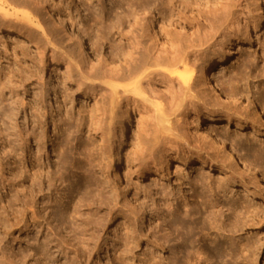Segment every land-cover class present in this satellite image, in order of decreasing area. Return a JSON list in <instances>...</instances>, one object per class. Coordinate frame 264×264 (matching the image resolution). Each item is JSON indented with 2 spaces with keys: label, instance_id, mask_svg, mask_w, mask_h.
Segmentation results:
<instances>
[{
  "label": "rangeland",
  "instance_id": "1",
  "mask_svg": "<svg viewBox=\"0 0 264 264\" xmlns=\"http://www.w3.org/2000/svg\"><path fill=\"white\" fill-rule=\"evenodd\" d=\"M41 1L50 3L52 7L61 9L62 12L74 18L83 30L84 40L91 46L89 45L90 49L79 53L80 51L77 49L78 43L75 39L70 38L67 27L57 26L55 18L51 13L43 9L44 6L34 4L32 0H15L19 4L13 3L11 0H0V27H2L0 29V77L7 76L12 71L14 80L17 83L14 86V92H18L19 98H24L25 102L32 99L37 100L41 105L40 112L43 113L40 114L44 116V113H46V117H43L46 121V144H41L44 147L43 149L51 156L53 155L54 147L57 148L60 144L64 147L67 155V163L63 165L62 172L53 167V164L50 168V170L55 169L57 176L62 177L61 180H57L52 186L54 188H51V194L47 193L46 190L44 191L46 188H43L41 194L34 196V200L37 201L35 208L40 209V212L37 209L39 214L47 211L46 215L42 213L45 215L44 219H42L43 215L40 216L38 214L41 217L40 223L43 226L41 224L38 225L37 222L29 221L31 220L29 219L31 211L26 216V223L21 221V213L18 212L19 204H21L19 202L22 201V197L20 198L21 195L16 191L20 180V177L16 176H20L17 174L25 167H23L24 164L18 158L20 147L7 141L4 143L2 142L3 139L0 140V225L4 226L6 223L21 222L7 233L0 228V239L3 238L1 239L3 240L2 244L0 243V246H2L0 247V249L2 248L0 256L4 254V258L8 262L19 263L17 257H15L16 253L23 248L29 247L30 243L32 245L35 239L42 241L46 237H56L59 241L64 240L70 243V246L65 251L71 252L66 255L67 259H71L77 246L75 245L74 248L72 246L74 244L71 241L73 237L76 235L77 237L81 236L77 232L85 229L84 237L91 238L94 243L96 233L93 226L95 224L102 239H99L98 250L92 253V256L90 255L86 258L88 259V264H118V261L114 262V257H118L115 253L120 254V251L123 264L125 260L128 263L130 262L129 264H150L157 262V259L160 261L159 264H164L171 254L168 252L169 249L163 250L157 244L155 238L159 241L163 238L162 236L169 235L170 243L173 244V247L180 249V241L176 237L177 235L180 237V231L175 225L171 226L167 218L164 222V218L162 219V216L156 210L158 207L162 208V215H164L167 210L166 206L169 202L171 203V200L177 204L186 198L189 203L196 202L200 214L204 216L208 209L204 207L205 204H202L201 196H203V199L208 201V203H224L222 208L223 218L230 216L229 220L234 221L230 214L233 210L236 211L240 221L238 224L242 225L244 222V227L243 230H239L234 235L229 232L216 235L213 230H209L210 236L203 237L200 234L197 236L199 240L207 244L213 239L216 242H227L228 245L229 243H235L234 248H236L238 253L241 248L243 249L242 245L246 244L248 239H252L257 243L256 245L261 244L259 250H255L253 253L243 250V255H237L240 256L237 261H232L225 256H222V258L229 264H245L243 257L248 256V259L253 260L254 264H264V135H251L249 131L236 129L235 126L225 128L223 123L216 125L220 136L234 150L236 156L240 160H248L252 164L251 173L245 170L243 165L236 169L233 174L230 173L237 177L236 183H232L230 180H221L220 176L215 172L200 171L192 166L179 164H176L179 168H170L168 172L163 173V177L137 170L136 165L140 157L137 137L139 135L144 136L145 130L149 135L144 137L151 140L148 145L150 149H148V153L149 151L153 152L154 149L155 160L159 161L162 148L159 147L158 149L157 146H153L151 136L160 126L166 125L160 122V113L157 108H163V112L171 114L167 108V101H169L172 94L166 92L164 89L165 85L162 84L157 87L156 91L160 93L158 94L159 96L162 94L163 98H159L156 92L150 93L149 91L137 97L141 104L136 109H129L123 124L122 140L119 143L113 142L112 139H114L115 133L120 132L121 120H116V118H119L121 110L113 108L109 94L103 91L98 84L109 88L102 79L104 66L110 69L120 66L121 68L125 67V60L127 62L126 50H124L123 54H119L115 48V44L120 39L121 34L113 30L106 32L93 29L91 26L93 20L88 19L87 12H84L83 7L79 6L78 0ZM178 1L182 0H176L174 4L175 12L172 17L168 13L164 14L163 18L154 14V17H151L147 22L149 26L143 25L146 21H141V26L146 34L151 32L160 43L165 42L170 35L173 36L172 38L175 35H180L178 34L180 32L187 38V35L193 33L196 27L195 24L197 25L199 22L198 19L201 20L204 15H208L210 11L214 10L215 6H218L215 3L217 0H185L188 4L182 5L177 3ZM25 3L28 6H25ZM229 3V11L233 17H237L241 16L244 6L250 5L251 8L252 1L229 0ZM87 6H89L90 11L94 10L89 2ZM10 22L16 24L15 29L17 31L30 37L25 38L27 41L39 43L40 49L45 51L46 62L44 68H41L42 64L39 63V48L27 49L25 46L23 47L20 41L9 37L3 26L5 24L8 25ZM39 23L43 26L45 32L40 28ZM127 30V27L124 28L122 33L125 34ZM195 34L197 35V32ZM248 34L246 35L245 31L242 30L229 39L232 46L241 43L244 39L248 41L243 45L245 49L235 55L229 63L214 69V77L220 87L228 92L230 90L236 91L237 96H234V100L226 99L221 94L219 96L211 91L208 93L202 87L200 88L201 96H199V99L206 96V100L210 101L209 104L219 103L214 104L216 106L210 104L207 107L208 109H222L223 103H226L228 107L246 113L249 110L251 111L250 106H247L248 101H252L257 105L264 103V27L259 25L256 30L250 27ZM122 39L125 40L124 38ZM209 40V45H206L203 49V55L212 54L221 48L222 36H219V32ZM150 42L149 37H146L144 44L148 46ZM51 48L56 49L53 53V60L49 58V49L51 50ZM72 55L76 57V61H79L80 66H82L80 69L76 65H72L73 72L78 77H81L82 71L86 70L91 71L93 74L90 78L92 82L87 81V85L89 84L90 88H92L96 105L92 99L82 96L77 91V86L74 83L63 84V79L59 78L58 73L55 71L56 68L62 67L65 57ZM10 75L12 76L11 73ZM67 87L68 89H66ZM57 88L59 90L66 89L68 94L67 98H65L66 106L62 108V112L59 111V104L62 103V98L58 97L57 93L59 91L56 93ZM9 96V91L7 89L4 90V100L8 99ZM179 100L180 98L176 99V102L178 103ZM194 101L198 102L197 99ZM29 107H26V115L28 117H30ZM36 107L38 108V106ZM187 111H190V109L184 107L169 117L172 123L176 122L178 136L174 141L178 142L180 148L184 150H187L188 143L192 144L184 122V113ZM205 112L207 111L205 110ZM8 113L9 108L5 101L0 104V128H2L0 131L3 133L6 131V134L10 133V139L14 140V137L17 136V128L15 130L11 129L12 126H10L11 124H9L10 122L7 121L6 117ZM203 117H200V130H202L204 122ZM17 118L20 121V126H22L23 116L19 114ZM97 119L99 120L98 122ZM260 120L263 121L264 117L260 116ZM93 123H97L96 126L98 125L99 130L96 129ZM27 127H25L26 130L30 131L32 129L30 126ZM226 129L227 131L223 134ZM36 131L39 132V130H35V133ZM10 139L8 138V140ZM32 140L28 142V148L35 150ZM210 150L207 151L209 153L205 152L203 154H209L215 159L212 149ZM44 159H42V162L47 164L46 158ZM51 159V163H53L55 159L53 157ZM220 160L221 158H216L218 163L221 162ZM75 167L79 169L76 170ZM31 172L29 171V173ZM86 177L89 180H87L88 183L83 181ZM77 179L81 181L78 185L75 184ZM244 191L249 192L251 195L246 196ZM68 193H71L72 198L75 200L80 197L84 199L82 208L85 213L89 212L86 206L88 202H94L96 206H100L99 215L103 216V222H94L97 216H93L95 218L92 217L90 222H78V220H75L76 218H74V222L70 221V219H66L63 222L58 218L54 222H49L52 218V215H50L52 210L54 208L56 210L57 207L55 205L57 203L54 200L56 197L69 195ZM16 195L19 196V200L16 199ZM29 196L30 200L33 199L32 196L31 198ZM30 204L32 203L30 202ZM30 204L29 206H31ZM229 206L231 209H227ZM42 207L45 208L43 209ZM150 209L153 212V217L147 215L143 221L142 216L145 213L149 214ZM156 216L161 218L160 221H156ZM3 222L6 223L4 224ZM23 222L26 223L25 226ZM82 223L84 225L79 228L78 225H82ZM226 223H229L228 220H226ZM49 224L51 225L47 226ZM231 225L234 226V224ZM91 226L92 228H90ZM49 227L54 230L49 231ZM77 227L79 230H76ZM128 229L129 231L130 229L134 231L137 245L131 244L132 235L128 232ZM126 237H129L128 241ZM55 242L57 243V240ZM91 246H93L92 243L90 244ZM114 248H116V252H114ZM132 248L134 250L131 253L128 249ZM55 249L57 250L54 247L48 249L52 256H57ZM121 249L125 253H122ZM162 259L163 261H161ZM63 260L61 257L58 258V261L63 262ZM33 262L34 260L32 259L26 261L27 264H32ZM26 263L20 262V264ZM219 263L220 259L209 264Z\"/></svg>",
  "mask_w": 264,
  "mask_h": 264
},
{
  "label": "bare ground",
  "instance_id": "2",
  "mask_svg": "<svg viewBox=\"0 0 264 264\" xmlns=\"http://www.w3.org/2000/svg\"><path fill=\"white\" fill-rule=\"evenodd\" d=\"M11 1L13 3L19 4V2H15V0ZM32 1L34 4L44 6L43 9L51 13L55 18V24L57 26H64L65 28L67 27L66 29L69 31L68 35L70 38L75 39L78 43L77 49H79V53H81L83 50L90 49L91 44H89V46L84 40L83 30L80 28L79 23L74 18H72L69 14L62 12L61 9L52 7V5L46 1ZM251 1V8L250 5H246L242 9L241 16L233 17L232 13L229 11V0H222V2L221 0H217L215 3L218 4V6H215L214 10L210 11L208 15H204L201 20L198 19L199 22L197 21V25L195 24L196 30L194 29L191 35H187L188 37L186 38L184 37V34H181L179 31L180 33L178 34L180 35H175L174 38H172L173 36L170 35V37L165 42L160 43L156 40V36L151 32L146 34L141 26V21H146L143 23V25L149 26L147 25V22L151 17H154V14H157L160 18H163L164 14L168 13L172 17L175 12L174 4L176 0H78L79 6L83 7L84 12H87L86 15L89 17L88 19L93 20V24L91 25L92 28L96 29V31H118L121 36L115 44L116 51L119 54H123L124 50L127 52V62L125 60L124 68H121L120 66L116 67L115 69H110L104 66L102 79L104 80V84L108 85L109 88L100 86L98 84V86L101 87L103 91L109 94L113 108H118L121 110L119 118H116V120H121L120 132L115 133V137L112 139V141L119 143L122 140L123 124L129 109H136L141 104L137 97L142 96V94H146L147 91L150 93L156 92L157 95L160 94L156 90L157 87L162 84L165 85V91L172 94H170V99L167 101V108L171 114L163 112V108H157L158 112L160 113V122L165 123L166 125L160 126V128L157 129L151 136L153 146H157L158 149L159 147L162 148V154L159 157V161L155 160L154 149L153 152L149 151L148 153V145L149 141L151 142V140L144 137L149 135L145 130L144 133L142 132L144 136L139 135L137 137V145L139 147L140 153V157L138 158L136 165L137 170L144 171L150 175H160V177H163V173L168 172L172 167L179 168L176 165L179 164L184 166H192L194 169L200 171L211 173L215 172L218 174V176H220L219 178L221 180H230L232 183H236L237 181V177L232 175L233 172H235L236 169L240 168L242 165L244 166L245 170H248L249 173H251L252 164L248 160H240L239 157L236 156L234 150L230 148L226 141L220 136V132L217 131L216 125L218 123H223V127L225 128L229 126H235L236 129L249 131L251 135H264V120H260V116L264 117V103L257 105L252 101H248L247 106H250L251 111L249 110V112L247 111L245 113L237 111L232 107H228V104L226 103H223V107L220 105L222 109H208L207 107L211 103L209 104L210 101L208 102V100H206V96H203L202 99H199V96H201L200 88L202 87L205 88L208 93L211 91L219 96L221 94V96L226 99L234 100V96H237L236 91L230 90V92H228L220 87L214 77V69L222 67L223 64L229 63L235 55H238L241 50L245 49L243 45H245L246 41H248L245 39L242 40L241 43L233 46L231 45L229 39L234 36L235 33L244 30L246 35H249L248 29L250 27L253 30H256L259 25L264 27V0ZM88 2L94 8L93 11L89 10V6H87ZM177 3L181 5L188 4V2L185 0L178 1ZM206 4L208 3L206 2ZM25 6H28L27 3H25ZM176 15L178 14L176 13ZM39 26L41 29H43V26L40 23ZM3 27H5L9 37L20 41L23 47L25 46L27 49L39 48V63L42 64L41 68L45 67V51L40 49V45H38L39 43L35 41H27L25 38L30 37L20 31H17L15 29L16 24H13L12 22H10L8 25L5 24ZM126 27L128 30L125 34H123L122 30ZM0 29H2V27H0ZM195 31L197 32V35L195 34ZM43 32H45L44 29ZM218 32L219 36H222L221 48L212 54L203 55V49L206 45H209V39H211ZM146 37H149L151 41L148 46L144 44ZM55 50L54 48H51V50L49 49V58L51 60H53V53ZM63 61L64 63L61 65L62 67L55 69L59 75V78L63 79V84L74 83L77 86V91H79L85 98L92 99L96 105V99L92 88H90L89 84L87 85V81L89 82L90 78L93 76L91 71H82L81 77H78L73 72L72 65L74 64L80 69L82 66H80L79 61H76V57L73 55L67 56ZM2 78L0 77V104H3L5 101L7 102L9 108V113L6 114L8 119L7 121L10 122L9 124L12 126L11 129L15 130L17 128V133L15 132L17 136H15L14 140H12L10 139V133L6 134V131H4V134L2 131H0V140L3 139L2 142L4 143L7 141L8 143L10 142V144L13 143L14 145L16 144V146L20 147L18 158L20 162L24 164L23 167L25 166L24 169L20 168L21 171L17 174L20 176H16L20 177V180L18 179L19 183L17 185L18 189L16 191L21 195L20 198L22 197V201L19 202L21 204H19L20 208L18 212L21 213V221L26 222V216L31 213V217L28 216L29 219H31L29 221L37 222V224L40 225V216L45 214L47 211L45 213L42 212L43 214H39L40 209L37 208L39 210L38 212V210L35 208L37 201L34 200V196L41 194L43 188H46L44 191L46 190L47 193L51 194L50 191H52L51 188H54L52 187L54 183L57 180L62 179L61 176H57L55 169L50 170V168L53 164V167L57 168L59 172L61 171L63 165L67 163L66 151L60 144L57 146V148L54 147L52 151L53 155L51 156L45 151V149H43L44 147H42L41 144H46V121L43 117H46V113H44V116L41 115L43 114L40 112L41 105L39 102H37V100L35 101L32 99L28 102H25L26 100L24 98H19L18 92H14V86L17 85V83L16 80H14V74L12 71L9 72L7 76H3ZM6 89L9 91L10 96L8 99L4 100V90ZM57 89L58 90H56V93L59 91V93H57L58 97L62 98V103L59 104V111L62 112V108L66 106L65 98L68 96L66 92L68 87L62 90H59V88ZM159 98H163L162 94L159 96ZM179 98L180 100L177 103L176 99ZM196 99L198 102L194 101ZM28 106H30V117L26 115V107ZM36 106H38L39 109ZM184 107L190 109V111L184 113V122L192 141V144H187V150L180 148V144L174 141L178 136L176 131V122L172 123L169 118L171 115L175 114L176 111L180 110L181 108L183 109ZM205 110L207 112H205ZM19 114L23 116V120L21 122L23 127L20 126V121L17 118ZM200 117L204 118L202 130H200ZM98 121L99 120L97 119V122ZM93 124L95 125L96 129L99 130L98 125L96 126L97 123ZM27 126H30L32 129L30 131L26 130L25 127ZM1 129L2 128H0V130ZM35 130H39V132L36 131L35 133ZM226 131L227 129L223 131V134ZM8 138L10 140H8ZM31 140L34 143L35 150L28 148V142ZM190 145L192 146L190 147ZM210 149H212L215 159L209 154H203L205 152L209 153L207 151H211ZM216 156L221 158V162L218 163L216 161ZM52 157L55 159L53 163H51ZM44 158H46L48 162L47 164L46 162H42V159ZM75 169L78 170L79 168L75 167ZM29 171L32 172L29 173ZM87 180V177L86 179H83V181ZM88 181L86 183H88ZM80 183L81 181H78L77 179L75 184L78 185ZM68 194L69 195L66 196H60L59 198L56 197L54 200L57 203H54L57 205V207L55 206L56 210L53 206L54 210H52V214H50L52 215V218L50 221L46 219L47 221L54 222L57 220L56 218H58L63 222H65L66 219H70V221L74 222V218H76L75 220H78V222H90L93 216H97V219L94 220V222H103V216L99 215L101 210L100 206H96L94 202H88L86 206L89 212L85 213L82 208V202H84V199L80 197L75 200L72 198L71 193ZM244 194L246 196L251 195L246 191H244ZM29 195L32 196V201L28 198ZM31 196L29 197L31 198ZM20 198L17 196L16 199L19 200ZM201 198L202 204H205L204 207L208 209L206 215L204 216L200 214L196 202L189 203V200L186 198L177 204L173 203L171 200V203L169 202L166 206L167 210L164 215H162V208L158 207L156 210L157 213L162 216V219L164 218V222L167 218V221L170 222V225H175L178 231H180V237H178V235L176 236L180 241V249H175L173 247V244L170 243L171 240L169 235L162 236L163 238L160 239H163L162 241L159 239V241H157V238H155L157 244L162 247L163 250L169 249L168 252L171 254L164 264H209L210 262L218 261V259H220L219 264H229L228 262H225L222 256L228 257L232 261H237V259L243 255V250L253 253V251L260 249L261 244L256 245L257 243L252 239H248L247 243L242 245L243 249L241 248L238 253L236 252V248H234L235 243H229L228 245L227 242H216L215 239L210 241L208 244L201 242L197 236L200 234H202L203 237L210 236L211 233L209 230H213L216 235H221L222 233L226 232L232 233V235H234L239 230H243L244 227V222L242 225L238 224V222H240L239 215L234 210L230 214L234 218V221L229 220L230 216H226V218L222 217V208L224 206L223 202L213 204L204 200L203 196H201ZM29 200L32 204H30ZM13 201L15 200L13 199ZM29 204L31 206H29ZM45 207L42 208L44 209ZM227 209H231V207L229 206ZM29 211L31 212L29 213ZM38 214L40 216H38ZM45 215L42 216V219H44ZM147 215L153 217V212L151 209L149 214L145 213L142 216L143 221ZM170 218L172 219L169 220ZM160 219L161 218L159 216H156V221H160ZM226 220H228L229 223H226ZM3 223L5 224L6 222ZM19 223H6L4 226L0 225V228H2L5 233H7L11 231L15 225H19ZM26 223H24V226ZM231 224H234V226ZM50 225L51 224L47 226ZM83 225L84 223H82V225L79 224L78 227L81 228ZM98 225H100V223H98ZM78 227L76 230H79ZM90 228H92V226ZM93 228L96 233L94 243L91 238L84 237L86 233L85 229H81L77 232V234L81 235L82 238L81 236L77 237L75 234L76 236L73 237L71 241L74 243L72 245L73 248L75 245L77 246L74 249L73 257L71 259L66 258V255L69 254L70 251H65V249H68V246H70V243L64 240L59 241L56 237H46L47 239L45 238L42 241H37L35 239L34 242L32 241V245L30 243L29 247L23 249L21 248L22 250L18 251V254L16 253L15 256L17 257L19 263H14L13 261V263L10 261L8 262L7 259L4 258L3 254V256H0V264H20V262L26 263L28 259L34 260L32 264H41V261L42 264H88V259L86 258L98 250L99 239L101 238L99 229L95 224ZM101 228H103V226H101ZM49 229V231H52L53 228L49 227ZM128 232H130L132 235L131 244L137 245V239L134 231H132V229L129 231L128 229ZM128 238L126 237L127 241ZM1 239L0 243L2 244L3 240ZM55 240H57V243ZM91 243L93 246L90 247ZM50 247L57 248V250L55 249L56 251L54 250L57 253V256H52L51 253H49L48 249ZM128 250L132 253L134 249L132 248ZM116 251V248H114V252ZM122 253H125L124 250H122ZM238 254H240V256H237ZM115 255L118 257L113 256L114 262L118 261V264H121V251L120 254L115 253ZM59 257L64 259L63 262L58 261ZM243 259L245 260V264H254L253 260L248 259V256H244ZM161 261H163V259ZM125 263L129 264L130 262L128 263L125 260ZM159 263L160 261L157 259V262L155 261L150 264Z\"/></svg>",
  "mask_w": 264,
  "mask_h": 264
}]
</instances>
